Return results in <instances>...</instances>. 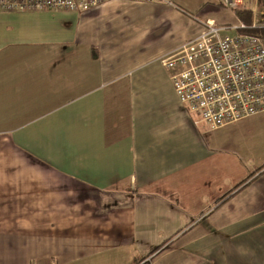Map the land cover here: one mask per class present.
<instances>
[{"label":"crops","instance_id":"1","mask_svg":"<svg viewBox=\"0 0 264 264\" xmlns=\"http://www.w3.org/2000/svg\"><path fill=\"white\" fill-rule=\"evenodd\" d=\"M208 22L252 19L0 10V264H264V112L196 125L164 66Z\"/></svg>","mask_w":264,"mask_h":264},{"label":"built area","instance_id":"2","mask_svg":"<svg viewBox=\"0 0 264 264\" xmlns=\"http://www.w3.org/2000/svg\"><path fill=\"white\" fill-rule=\"evenodd\" d=\"M117 0H0L5 13L73 12L84 14ZM153 4L163 0H120ZM233 14L248 13L251 25L235 33L208 22L206 32L182 45L164 61L180 104L195 124L216 130L264 112V38L245 34L264 30V0H218ZM240 32V33H238Z\"/></svg>","mask_w":264,"mask_h":264},{"label":"trees","instance_id":"3","mask_svg":"<svg viewBox=\"0 0 264 264\" xmlns=\"http://www.w3.org/2000/svg\"><path fill=\"white\" fill-rule=\"evenodd\" d=\"M237 15L242 16V13H241V12H237ZM245 34H249V35H252V36H257V37H262V38H264V30H260V31H259V30L247 31V32H245ZM263 169H264V166L261 167V168H259L256 172L259 173V172H261ZM229 195H230V194H229ZM229 195L227 194V196H229ZM163 247H164V246H163ZM163 247H161L162 250H164ZM161 249H159L158 251H160ZM162 250H161V251H162ZM141 263H143V262H135V264H141Z\"/></svg>","mask_w":264,"mask_h":264},{"label":"rangeland","instance_id":"4","mask_svg":"<svg viewBox=\"0 0 264 264\" xmlns=\"http://www.w3.org/2000/svg\"><path fill=\"white\" fill-rule=\"evenodd\" d=\"M234 31L233 30H230L229 32H227V35H230V34H232ZM235 33V32H234ZM239 33V32H238ZM249 119V118H248ZM229 194H231V193H229ZM228 194V195H229Z\"/></svg>","mask_w":264,"mask_h":264},{"label":"bare ground","instance_id":"5","mask_svg":"<svg viewBox=\"0 0 264 264\" xmlns=\"http://www.w3.org/2000/svg\"><path fill=\"white\" fill-rule=\"evenodd\" d=\"M241 19V18H240ZM239 21V20H238ZM240 23V22H239ZM247 25V24H246ZM231 29V28H230ZM227 30V29H226ZM240 33V32H239Z\"/></svg>","mask_w":264,"mask_h":264}]
</instances>
